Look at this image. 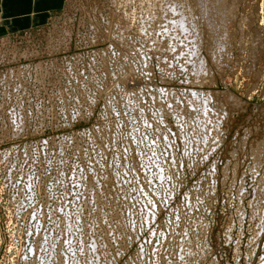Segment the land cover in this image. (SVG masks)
I'll use <instances>...</instances> for the list:
<instances>
[{"label": "rangeland", "instance_id": "1", "mask_svg": "<svg viewBox=\"0 0 264 264\" xmlns=\"http://www.w3.org/2000/svg\"><path fill=\"white\" fill-rule=\"evenodd\" d=\"M174 1L181 9L183 0H66L60 12L73 16L72 29L83 34L90 32V22L95 23L97 41L125 48L134 74H146L152 81L166 85L167 94H171L167 96L169 111L177 124L171 126L177 147L170 148L164 136L166 150L161 147L160 153L155 152L152 162L123 161L104 146L105 139L101 140L95 148L103 164L89 168V175L110 174L116 163L118 173L160 171L156 175L158 180L162 179V170H167L170 202L144 207L97 203L83 211L78 207L74 213L65 212L64 229L63 214H49L45 218L49 234L47 228L46 232L29 233L38 243L29 244L20 259L21 252L10 243L13 239L24 241L26 224L10 237L12 216L0 194V264H26L29 260L33 263L34 259L37 264H65L58 259L65 251L60 242H65L68 250L70 239L75 238L114 241V251L108 247V254L114 255L108 258L107 250H101L92 264H158L157 258L164 252L168 264H264V0H227L226 9H221L223 13L220 11L214 22L220 27L219 16L227 18L223 20L222 35L220 30L213 33L214 27L209 29L201 22L198 39L203 46L196 57L204 62L205 71L200 74L192 71L194 61L175 54L176 49L171 50L165 38L159 40V30L169 27L166 24L173 18L168 10ZM193 11V16H198L199 12ZM146 23L147 33L139 31L140 25ZM179 44L176 48L181 49ZM121 71L122 68L118 69L117 74ZM121 75V85L129 76L133 77L132 73ZM140 85L136 82L135 88ZM169 88L189 91L179 97ZM192 92L207 95L205 112L201 108L203 103L191 97ZM190 110L195 111L193 118L178 125V118ZM37 122L27 123L25 137L18 141L13 138L20 132L22 122L17 127L12 125L8 179H80L88 175L86 156L71 154L68 145L51 140L50 133L46 136L49 139L41 141L35 132ZM109 132L103 137H108ZM4 144L0 142V147ZM4 180L0 174V181ZM78 181L77 188L86 187ZM30 185L29 181L26 187ZM66 214L68 218L74 217L73 221L66 220ZM73 224L78 226L77 230ZM51 228H55L53 233ZM129 236L131 242L126 245ZM140 236H144L146 252L136 256L135 240ZM89 245L86 248L93 254L95 243L91 240ZM80 248L84 250L83 244ZM71 256L69 264L80 263L76 253ZM69 257L65 256L64 261Z\"/></svg>", "mask_w": 264, "mask_h": 264}, {"label": "built area", "instance_id": "2", "mask_svg": "<svg viewBox=\"0 0 264 264\" xmlns=\"http://www.w3.org/2000/svg\"><path fill=\"white\" fill-rule=\"evenodd\" d=\"M62 9L51 15L41 27L0 35V142L5 143L0 147V174L5 179L0 181V194L12 216L10 237L26 224L24 241L13 239L10 243L21 252L20 259L29 244L38 243L29 233L44 231L47 228L45 218L49 214L62 213L64 229L65 212L74 213L78 207L83 211L93 204L115 202L124 207H133L134 204L144 207L169 203L171 199L167 170H162V179L158 180L155 171L118 173L116 163L110 174L89 175V168L103 164L95 148L101 140L105 139L104 146L123 161L141 163L146 159L152 162L154 153H160L161 147L164 150L167 145L177 147L175 131L171 129L177 124L169 111L167 96L171 94H167L168 87L152 81L146 74H134L132 60L125 48L109 41L103 45L97 41L95 23L90 22L92 27L87 34L73 30L75 19L61 14ZM120 68L122 71L117 74ZM122 72L132 73L133 77L129 76L121 85ZM136 82L141 85L135 88ZM161 88L165 90L161 91ZM171 90L182 97L189 88ZM195 111L199 113L198 108ZM195 111L190 110L189 114L178 118V125L188 123ZM19 121L22 122L20 132L15 134L14 140L25 137L27 123L38 121L35 132L40 140L55 139L57 143L67 144L71 154L86 156L88 175H82L80 179L68 176L10 181L7 156L13 145L9 136L12 137L14 131L12 125L17 127ZM109 130L110 135L103 137ZM47 133L51 137H46ZM77 180L86 187L79 185L77 188ZM29 181L31 185L26 187ZM73 218L65 215L66 220L73 221ZM77 228L73 224V229ZM54 230L51 228L50 232ZM161 237H158L159 245ZM91 240L95 243L93 254L86 248ZM70 241L68 250L65 242H60L65 251L60 250L62 256L58 259L65 264L72 260V253L80 257L78 264H89L86 257H99L104 249L108 258L114 255V252L108 254V247L114 251V241L94 238ZM130 242L129 236L126 245ZM82 244L84 250L80 248ZM135 246L138 247L136 256H142L146 252L144 236L136 238ZM39 248L36 254L40 253ZM65 256L70 257L64 261ZM157 260L158 264H168L165 252ZM26 264H37L36 259Z\"/></svg>", "mask_w": 264, "mask_h": 264}, {"label": "bare ground", "instance_id": "3", "mask_svg": "<svg viewBox=\"0 0 264 264\" xmlns=\"http://www.w3.org/2000/svg\"><path fill=\"white\" fill-rule=\"evenodd\" d=\"M196 1H197V3L195 4L193 2H190L189 0H185V1L183 0L184 3L182 5L181 9H178L176 7L177 4L175 3V1L173 2L175 4H173V5H171L172 3L169 4L171 6V8L169 6L170 10H168V12L172 11L173 18L169 21L167 20L169 23L166 25H169V27H167V28L162 27L160 30L158 29L160 31L158 33H159V38H160L159 40L163 39V41H164L166 39L165 42L167 43V46L169 45V47H171V50L176 49V50H174L175 52H177L175 54H177L178 56L185 55L186 59H188L189 61L191 60V62L194 61L195 66H193L194 70H192V71H194L195 74L196 73L200 74L201 72L205 71L204 70L205 64H204V62H202V59H200V57L199 58L196 57V54L199 52L200 48L203 46V44H201L200 40L198 39L199 35L202 31L199 32L200 30H198V28L201 27V24H202L201 22L204 21L205 24L207 25V27H209V29H210V27H212V28L214 27L213 33L220 30L221 35H222V32H224V29L223 28L221 29V27H224L223 24L225 22L223 23V20L225 18H223V17L225 15L222 16V14H221L219 16L220 20L222 21V22H220V27H216L217 25H214V22L216 20V16H218V13H220L222 8H223V10L226 9L225 7L228 3L226 4L227 0H196ZM234 1L236 2V0H234ZM167 6H165V7L167 8ZM166 8H165L164 12H166ZM193 9L195 11L199 12L198 16H197V14H196V16H193V12H194ZM228 21H229V19H228ZM163 25H165V24H163ZM203 27H205L204 24H203ZM207 27H205V28H207ZM140 28L141 29L139 31H141L143 33H147L146 32L147 23L140 25ZM200 29H202V28H200ZM158 33H156V34L158 35ZM148 35H149V33H148ZM214 39H216V38H214ZM219 39H220V37H219ZM222 40H225V39L223 38ZM180 42H183L184 45H182V43L179 44ZM214 42H215V40H214ZM177 43L179 45H181V47H182L181 49L176 48L178 46ZM216 43H218V41H216ZM167 46H165V47H167ZM214 55H215V53H214ZM210 77H212V76H210ZM206 96L203 95L202 93H197V92L191 93V97L194 98V101L200 100L201 103H203V104H201V108H202V110L204 109L203 110L204 112L206 111V108H207V106H203V105L207 104V97ZM216 125H217V123H216ZM155 172L157 175V172L159 173L160 171H155ZM161 174H162V172H161ZM92 251H93V253H95L96 250L92 249ZM79 259H80V257H79ZM86 259H87L88 263L92 264L91 262L93 259L90 260V255L87 256Z\"/></svg>", "mask_w": 264, "mask_h": 264}, {"label": "crops", "instance_id": "4", "mask_svg": "<svg viewBox=\"0 0 264 264\" xmlns=\"http://www.w3.org/2000/svg\"><path fill=\"white\" fill-rule=\"evenodd\" d=\"M65 0H0V35L43 26Z\"/></svg>", "mask_w": 264, "mask_h": 264}]
</instances>
